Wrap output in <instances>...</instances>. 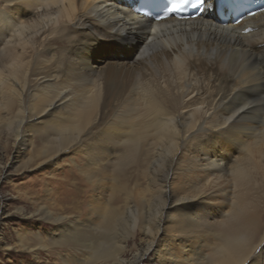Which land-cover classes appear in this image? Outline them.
<instances>
[{
    "label": "bare ground",
    "instance_id": "1",
    "mask_svg": "<svg viewBox=\"0 0 264 264\" xmlns=\"http://www.w3.org/2000/svg\"><path fill=\"white\" fill-rule=\"evenodd\" d=\"M138 1L0 0V137L22 169L71 162L63 214L17 244L67 245L64 264H264V13L208 0L154 23ZM95 46L121 62L92 66Z\"/></svg>",
    "mask_w": 264,
    "mask_h": 264
},
{
    "label": "rangeland",
    "instance_id": "2",
    "mask_svg": "<svg viewBox=\"0 0 264 264\" xmlns=\"http://www.w3.org/2000/svg\"><path fill=\"white\" fill-rule=\"evenodd\" d=\"M93 48L95 52L90 57L92 66L96 68L102 66V70H105L106 65L103 59H110L109 64L121 62L109 56L105 58L106 54L102 48L98 46ZM10 142V139L7 140V133H3L0 137L2 152L0 157H3L0 166V264H64V260L67 259L66 254L69 252L67 245L51 247L47 250L36 247L33 251H25L17 243L18 234H22L25 239L33 243L37 242L35 237L37 234L46 238L44 230H52V220L46 217H57L58 214H63L62 201L54 194L59 195L66 189L67 170L71 162L68 157H65L51 168L44 165V167L22 169L27 158L19 157L16 147ZM234 148L230 146L224 150L219 149L218 155L230 153L233 160L242 158L244 153L237 152ZM58 180L64 181L60 189L54 186L59 183ZM47 187L51 192L46 190ZM218 209L222 211V208ZM7 244L10 246L6 247ZM3 245L5 247H2ZM144 250V242H138L137 246H133L132 251L133 254H137ZM149 258L144 264H153L151 257Z\"/></svg>",
    "mask_w": 264,
    "mask_h": 264
},
{
    "label": "snow or ice",
    "instance_id": "3",
    "mask_svg": "<svg viewBox=\"0 0 264 264\" xmlns=\"http://www.w3.org/2000/svg\"><path fill=\"white\" fill-rule=\"evenodd\" d=\"M185 2H190V0H173L174 3L173 11L178 10L180 4H183ZM197 3L203 5L204 0H197Z\"/></svg>",
    "mask_w": 264,
    "mask_h": 264
}]
</instances>
